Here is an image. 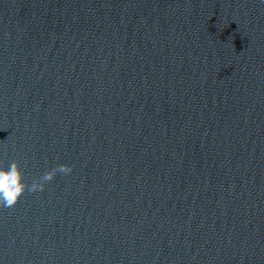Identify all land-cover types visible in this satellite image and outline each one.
I'll list each match as a JSON object with an SVG mask.
<instances>
[{
    "label": "water",
    "instance_id": "95a60500",
    "mask_svg": "<svg viewBox=\"0 0 264 264\" xmlns=\"http://www.w3.org/2000/svg\"><path fill=\"white\" fill-rule=\"evenodd\" d=\"M0 264H264V0H0Z\"/></svg>",
    "mask_w": 264,
    "mask_h": 264
},
{
    "label": "clouds",
    "instance_id": "9594fccd",
    "mask_svg": "<svg viewBox=\"0 0 264 264\" xmlns=\"http://www.w3.org/2000/svg\"><path fill=\"white\" fill-rule=\"evenodd\" d=\"M72 170L73 167L67 164L58 165L29 185L24 179L25 173L18 161H12L7 167L0 166V207L15 206L26 191L28 193L43 191L46 182L52 181L57 173L66 175Z\"/></svg>",
    "mask_w": 264,
    "mask_h": 264
}]
</instances>
